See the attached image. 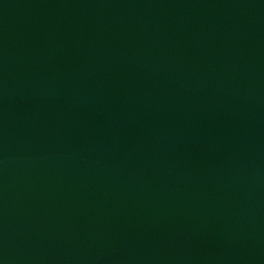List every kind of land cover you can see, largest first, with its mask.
<instances>
[{
  "label": "water",
  "instance_id": "obj_1",
  "mask_svg": "<svg viewBox=\"0 0 264 264\" xmlns=\"http://www.w3.org/2000/svg\"><path fill=\"white\" fill-rule=\"evenodd\" d=\"M0 264H264V0H0Z\"/></svg>",
  "mask_w": 264,
  "mask_h": 264
}]
</instances>
